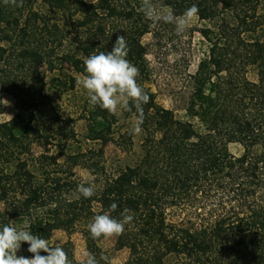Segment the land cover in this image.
I'll list each match as a JSON object with an SVG mask.
<instances>
[{
    "label": "trees",
    "instance_id": "16d2710c",
    "mask_svg": "<svg viewBox=\"0 0 264 264\" xmlns=\"http://www.w3.org/2000/svg\"><path fill=\"white\" fill-rule=\"evenodd\" d=\"M157 1L176 17L196 5V15L210 22L200 30L209 49L192 76L185 119L162 106L148 85L142 38L155 34V25L169 24L146 20L142 0H22V6L0 0V79L18 109L0 122V226L25 228L48 241L58 229L80 231L87 253L113 264L100 245L104 237L91 238L87 225L98 214L121 219L127 209L133 220L116 242V249H129L122 264H264V0ZM118 36L149 95L141 131L114 136L117 115L91 105V120L101 126L90 125L89 139L100 146L53 154L52 141L77 134L47 85L75 88L76 74L86 75L84 60L110 51ZM43 64L50 72L67 65L74 74L48 82L39 71ZM41 107L49 111L45 118L38 116ZM127 113L137 119L134 108ZM35 141L44 147L39 155ZM110 142L135 160L111 171L105 162ZM231 143L242 145L240 155ZM77 166L93 176L90 198L77 191L84 183ZM186 202L196 207L199 223L169 221L167 210ZM52 245L62 246L71 264H83L70 243ZM27 247L22 243L17 254L30 257Z\"/></svg>",
    "mask_w": 264,
    "mask_h": 264
},
{
    "label": "rangeland",
    "instance_id": "374dc122",
    "mask_svg": "<svg viewBox=\"0 0 264 264\" xmlns=\"http://www.w3.org/2000/svg\"><path fill=\"white\" fill-rule=\"evenodd\" d=\"M93 3L96 0H86ZM157 10H167L168 8L162 7L161 3L153 0ZM181 16H178L179 18ZM209 21L200 19L197 15L191 18L189 26L182 35H176L174 25L157 24V32L148 33L142 38L143 43L147 47V63L150 70L149 87L156 93L157 101L167 109L174 112L177 118L185 119L186 108L193 91V79L199 61L207 54L209 43L202 36L200 30L209 25ZM4 45L7 46L6 43ZM39 71L46 76L48 82L54 76H59L62 80L66 81L68 76L74 74L72 69L67 65L60 71L50 72L47 70L46 65H40ZM22 76V72H18ZM78 79L84 76L76 74ZM249 77L253 80L256 79L254 70H250ZM0 79V122L11 120L17 113V101L13 95L8 93L4 88ZM6 83L7 79H4ZM45 92L51 95L60 106V114L65 118L74 120V127L77 134L75 140L67 141H52L51 152L53 154H61L64 152L66 155L84 151L89 148H98L100 142L89 139L90 125L101 126V122H93L91 120V104L88 102V96L85 89L77 84L73 89L64 86H54L48 84ZM48 109L41 107L39 117L45 118L48 115ZM118 122L114 126L115 135L119 136L128 130H133L136 119L129 116L127 111L121 110L117 112ZM198 130H203L201 123L198 120L194 121ZM35 132L31 131V134ZM229 148L235 155H240L243 147L240 143H231ZM32 150L36 155L44 152V147L39 141L32 144ZM136 155H128L122 152L115 142H110L105 146V162L111 171H118L124 168L125 165L132 163ZM65 156L61 157L64 161ZM77 176L85 183L92 182L93 176L90 172L81 167L75 168ZM3 205L0 203V210ZM196 207L189 203H183L177 207H170L167 210V218L169 221L190 226L191 223L198 224L199 219L196 216ZM119 235L103 238L100 241L101 247L107 251L112 259L113 264H122L129 257V249L122 248L116 249V242ZM51 244H64L70 243L75 251L77 260L83 261L85 259L86 244L80 231H76L68 235L64 230L58 229L52 233L49 240ZM170 263V260L167 264Z\"/></svg>",
    "mask_w": 264,
    "mask_h": 264
},
{
    "label": "clouds",
    "instance_id": "9594fccd",
    "mask_svg": "<svg viewBox=\"0 0 264 264\" xmlns=\"http://www.w3.org/2000/svg\"><path fill=\"white\" fill-rule=\"evenodd\" d=\"M9 2V0H6ZM16 6H22V0H10ZM142 13L146 20L153 23H167L174 25L176 35H182L189 26V21L199 9L192 5L177 18L171 9L157 10L153 0H142ZM85 73L77 84L86 90L88 102L98 106L109 114L115 115L121 110L135 109L137 119L133 128L134 133L141 131L144 118L143 105L149 102V95L138 82L139 69L127 59V44L124 36H118L110 51H100L90 54L85 60ZM77 191L85 199L94 195V186L90 182L81 183ZM116 203L110 205L115 211ZM125 209L121 219L110 214L95 215L88 223L87 229L91 238L111 237L120 235L125 231V226L133 220ZM22 243L28 245L27 251L32 255L25 257L18 255ZM45 254H41V253ZM83 264H99L96 256L85 253ZM101 259L107 261V257ZM0 264H71L68 254L62 246H53L47 239L33 234L25 228L11 225L0 226Z\"/></svg>",
    "mask_w": 264,
    "mask_h": 264
}]
</instances>
